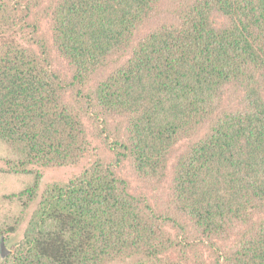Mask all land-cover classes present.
<instances>
[{
  "label": "trees",
  "instance_id": "16d2710c",
  "mask_svg": "<svg viewBox=\"0 0 264 264\" xmlns=\"http://www.w3.org/2000/svg\"><path fill=\"white\" fill-rule=\"evenodd\" d=\"M0 178V264H264V0H0Z\"/></svg>",
  "mask_w": 264,
  "mask_h": 264
},
{
  "label": "rangeland",
  "instance_id": "374dc122",
  "mask_svg": "<svg viewBox=\"0 0 264 264\" xmlns=\"http://www.w3.org/2000/svg\"><path fill=\"white\" fill-rule=\"evenodd\" d=\"M59 58L60 57L57 56L56 52L52 53V60H54V63L55 61L57 62V60H60ZM96 144L97 143L93 142L92 145H96ZM181 146L184 145L180 144L177 152L174 153L173 155L174 158H176L181 153L182 151ZM93 154L96 157L103 158L107 161H111L113 159V157L106 151L100 150L97 153L93 151ZM94 155L93 156L89 155L86 158H83L79 163L75 165H70L65 167H55V168H41L40 169L41 180L38 190L39 196L47 185L54 183L63 185L66 184L69 181V179H71L73 176H77L81 174L83 170L86 169L89 166V164L92 162V160L95 157ZM118 173L122 178L127 180L130 190L133 193L137 195L145 196L153 205H156L158 207L163 204L162 190L161 189L155 190V187L153 185L143 182L142 179L134 173L129 163L125 162L121 166H119ZM169 175H171V173ZM168 181H166V183H168ZM24 186L25 184L19 182V180L14 179L11 183V186L9 187V184L6 181H3L2 178H0V195L9 194ZM38 201H39V197L33 203H31V205H29L28 208L25 209L11 207L6 218H4V216L1 214L6 209L0 211V230L3 229L8 230L11 227V225L12 226L14 225L13 220L15 218H20L13 232L11 233L5 232L6 243H5V248H2L3 253L9 251L10 250L9 247H11L12 245L18 244L21 241H23L24 236L26 235L25 233L29 227L30 220L36 210ZM115 264H127V263H115Z\"/></svg>",
  "mask_w": 264,
  "mask_h": 264
}]
</instances>
